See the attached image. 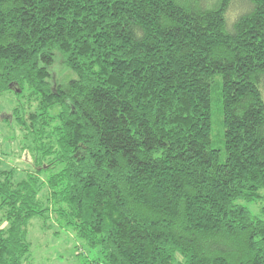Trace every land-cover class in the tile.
Segmentation results:
<instances>
[{"label": "trees", "instance_id": "1", "mask_svg": "<svg viewBox=\"0 0 264 264\" xmlns=\"http://www.w3.org/2000/svg\"><path fill=\"white\" fill-rule=\"evenodd\" d=\"M261 87L264 0H0V95L32 155L0 171V264L49 215L83 264H264L243 204L264 200Z\"/></svg>", "mask_w": 264, "mask_h": 264}, {"label": "rangeland", "instance_id": "2", "mask_svg": "<svg viewBox=\"0 0 264 264\" xmlns=\"http://www.w3.org/2000/svg\"><path fill=\"white\" fill-rule=\"evenodd\" d=\"M229 18H232L230 14ZM215 79L218 80V84L214 80L211 91V139L212 146L218 148L222 145L223 131L218 101L221 81L219 77ZM261 91L264 101V87H261ZM23 103L26 104L24 101L21 102ZM16 104L11 93L0 95V171L12 170L15 180L29 171L32 162L31 152L21 149L29 145V142L23 141L24 132L12 122V109ZM243 204L253 215L264 221V211L260 210L264 209V200ZM49 220L48 225H52L51 229L42 227V220L39 218H32L28 222L27 240L30 243V251L21 264H83L85 260L97 257L96 250H90L72 231L63 229L53 215H49Z\"/></svg>", "mask_w": 264, "mask_h": 264}]
</instances>
